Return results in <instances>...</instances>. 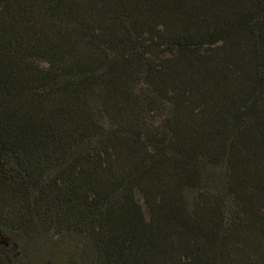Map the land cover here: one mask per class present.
<instances>
[{"label":"trees","instance_id":"trees-1","mask_svg":"<svg viewBox=\"0 0 264 264\" xmlns=\"http://www.w3.org/2000/svg\"><path fill=\"white\" fill-rule=\"evenodd\" d=\"M0 264H264V0H0Z\"/></svg>","mask_w":264,"mask_h":264},{"label":"rangeland","instance_id":"rangeland-1","mask_svg":"<svg viewBox=\"0 0 264 264\" xmlns=\"http://www.w3.org/2000/svg\"><path fill=\"white\" fill-rule=\"evenodd\" d=\"M9 250V254H13V250L10 247H6Z\"/></svg>","mask_w":264,"mask_h":264}]
</instances>
